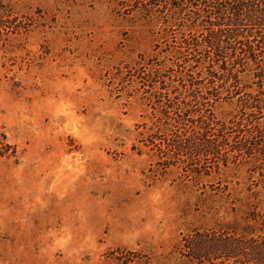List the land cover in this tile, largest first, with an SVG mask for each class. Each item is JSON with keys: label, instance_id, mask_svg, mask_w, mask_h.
I'll list each match as a JSON object with an SVG mask.
<instances>
[{"label": "rangeland", "instance_id": "1", "mask_svg": "<svg viewBox=\"0 0 264 264\" xmlns=\"http://www.w3.org/2000/svg\"><path fill=\"white\" fill-rule=\"evenodd\" d=\"M140 1L0 0V264H236L187 242L264 232V137L245 155L229 151L237 123L221 135L256 85L223 94L194 63L215 121L166 127L154 93L183 90L166 44L191 31L170 24L165 43L171 18Z\"/></svg>", "mask_w": 264, "mask_h": 264}, {"label": "trees", "instance_id": "2", "mask_svg": "<svg viewBox=\"0 0 264 264\" xmlns=\"http://www.w3.org/2000/svg\"><path fill=\"white\" fill-rule=\"evenodd\" d=\"M145 1L140 2H144L141 8L147 14L159 12L163 19L164 16L167 19L171 18L170 21L164 19L166 20L165 43L169 36V28L173 24L180 23L178 26L188 27L191 31L189 33L191 36L184 33L182 37L175 35L171 37L176 38L175 44H166L169 48L167 51L174 61L172 65L180 68L179 72L170 75L168 79L177 83V86L173 84L175 89L181 87L189 94L182 98L180 95L183 94V90H179V95L175 96H165L163 91L154 93L157 94L158 99L156 108L158 107L161 117H164L165 123L169 121L170 125L172 123L189 124L192 122L191 117H200V122L205 126L204 130L210 128L209 122L214 123L215 119L206 114L202 108L205 106L203 102L209 98L199 91L202 88L198 86L196 72L190 69L195 63L198 72L204 74L206 71L209 79L208 86L219 87L221 89L219 92L223 94L227 92L228 95L232 93L240 96L243 88L256 85V88L251 89L246 97H240V110L231 117L229 120L231 123L222 122L221 135L226 138L225 141H228L232 134L230 132L232 126L228 124L237 123L239 128L237 130L243 135L240 139L237 137L236 145L230 146L229 151L245 155H252L254 151L261 153L257 150L260 144L253 140L264 137V124H262L263 127L259 126L255 129L254 124L249 129L243 130V128L257 123L264 116V66H259L261 53L264 61V0H178L179 2L176 0L174 3L169 2L171 0ZM191 4L196 5V8H191L193 7ZM187 21L190 26L186 25ZM157 66L162 65L157 64ZM156 72L161 75L160 70ZM148 77H150L149 74ZM211 77H215L216 81H213ZM254 78H256L255 82H253ZM219 81L222 83L216 85L215 82ZM161 89L166 90L165 87ZM206 94L210 98H218L220 95L217 91ZM163 109L169 111L164 112ZM172 112L176 117H170L169 114ZM172 148L180 152L187 148L193 149L192 146L181 145L178 142ZM203 153L217 155L219 147L218 145L207 146ZM239 154L237 155L240 156ZM223 230L219 231V244L213 245L212 248L201 244L203 237L198 239L200 241L197 237L189 240L186 248L193 252V260L200 262L219 259L220 263L232 260L236 264H264L262 229L257 228L255 232L243 229L244 233H235L236 230L230 229L229 232H232L235 237H226Z\"/></svg>", "mask_w": 264, "mask_h": 264}]
</instances>
